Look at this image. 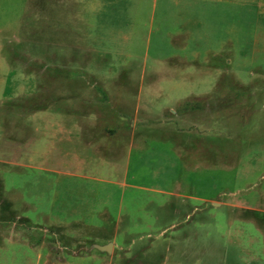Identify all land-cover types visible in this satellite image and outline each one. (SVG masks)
Segmentation results:
<instances>
[{
  "label": "rangeland",
  "instance_id": "obj_1",
  "mask_svg": "<svg viewBox=\"0 0 264 264\" xmlns=\"http://www.w3.org/2000/svg\"><path fill=\"white\" fill-rule=\"evenodd\" d=\"M0 264H264V0H0Z\"/></svg>",
  "mask_w": 264,
  "mask_h": 264
},
{
  "label": "trees",
  "instance_id": "obj_2",
  "mask_svg": "<svg viewBox=\"0 0 264 264\" xmlns=\"http://www.w3.org/2000/svg\"><path fill=\"white\" fill-rule=\"evenodd\" d=\"M242 88L244 89V91L246 90V87H242ZM196 107H197V104H195L194 102L190 101V99H186L178 107L177 114L181 113V112H184L185 110L195 109ZM36 109H40V108H38V106H37Z\"/></svg>",
  "mask_w": 264,
  "mask_h": 264
},
{
  "label": "water",
  "instance_id": "obj_3",
  "mask_svg": "<svg viewBox=\"0 0 264 264\" xmlns=\"http://www.w3.org/2000/svg\"><path fill=\"white\" fill-rule=\"evenodd\" d=\"M94 247L99 251L109 253L111 252L112 244L111 243H107L103 245L94 244Z\"/></svg>",
  "mask_w": 264,
  "mask_h": 264
},
{
  "label": "crops",
  "instance_id": "obj_4",
  "mask_svg": "<svg viewBox=\"0 0 264 264\" xmlns=\"http://www.w3.org/2000/svg\"><path fill=\"white\" fill-rule=\"evenodd\" d=\"M99 251V250H98Z\"/></svg>",
  "mask_w": 264,
  "mask_h": 264
}]
</instances>
